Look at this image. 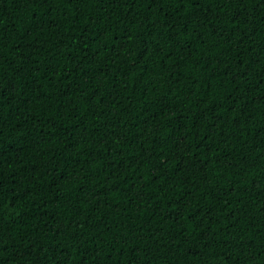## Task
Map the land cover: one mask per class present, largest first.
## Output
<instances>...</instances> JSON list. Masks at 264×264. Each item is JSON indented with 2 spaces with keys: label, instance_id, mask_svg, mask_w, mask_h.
<instances>
[{
  "label": "trees",
  "instance_id": "16d2710c",
  "mask_svg": "<svg viewBox=\"0 0 264 264\" xmlns=\"http://www.w3.org/2000/svg\"><path fill=\"white\" fill-rule=\"evenodd\" d=\"M0 264H264V0H0Z\"/></svg>",
  "mask_w": 264,
  "mask_h": 264
}]
</instances>
